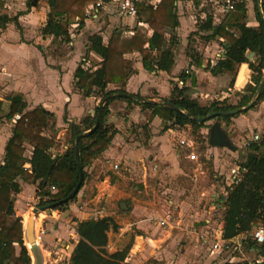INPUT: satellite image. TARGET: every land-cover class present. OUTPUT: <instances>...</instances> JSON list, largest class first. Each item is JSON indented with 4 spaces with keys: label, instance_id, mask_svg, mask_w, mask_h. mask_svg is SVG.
Returning a JSON list of instances; mask_svg holds the SVG:
<instances>
[{
    "label": "trees",
    "instance_id": "obj_1",
    "mask_svg": "<svg viewBox=\"0 0 264 264\" xmlns=\"http://www.w3.org/2000/svg\"><path fill=\"white\" fill-rule=\"evenodd\" d=\"M98 1L100 0H48L49 10L42 35L52 36L61 44H69L76 20H79L78 28H82L87 19L88 7ZM177 2L178 0H161L156 4L139 2L137 18L146 31L141 28L126 37L122 31L116 29L110 36L99 32L89 37L86 56L74 74V87L84 97H96L100 103L93 116L85 118L79 124H69L68 148L61 155L53 157L55 138L45 134L55 116L41 106L26 111L27 103L21 95L7 97L10 102L7 118L12 119L16 115H20V118L16 120L12 136L6 145L4 162L0 165V264H33L32 254L24 240L23 219L15 212V197L22 191L20 181L35 186V196L39 199L38 208L58 203L68 197L79 180L76 138L95 126L100 104L105 98L114 96L103 109L99 127L79 141V156L85 183L88 179L86 169L109 149L118 134L117 129L107 124L111 114L109 107L115 100L135 104L143 111L149 110L152 120H162L164 131L191 126L195 133L206 128V123L213 119L228 121L238 115H245L264 103V84L259 89L264 78V0H254L259 22L257 28L248 27L245 22V1L237 5L234 17L229 23L215 25L213 18L208 16L198 27L206 33L207 41L218 38L225 41L222 44L223 57L217 60L216 65L207 64L206 70L213 77L230 75L234 78L231 82L233 85L240 74L241 66L248 64L252 76L243 91L244 96L237 105L229 104L226 98L203 106L197 99L191 98L192 94L189 92L194 90L198 82L191 68L179 74L177 85L171 90L170 97L163 99L164 103H169L180 111L165 104L143 103L141 100L145 98L139 93L130 94L126 91L133 68V60L127 58L129 55L139 54L147 71L171 73L173 70L176 62L173 46L177 45L176 30L180 27L176 12ZM19 18L9 17L7 12L0 15V30L6 29L9 24H15L22 33ZM148 30L152 32L151 36H148ZM248 51L258 53L260 57L252 62L246 57ZM91 52L101 57L99 64L89 60ZM186 55L190 60V67H202L203 56L198 51L187 49ZM111 86L114 88L111 89ZM118 94H128L131 98H121ZM255 96L256 100L249 110L239 111L232 116L219 115L209 118L213 113L240 110L248 106ZM196 119L205 121L198 123ZM26 145L32 147L30 157L27 156ZM247 151L244 162L240 164L246 172L240 182L229 190L225 201L224 239H232L238 234L249 233L259 224L264 225V133L258 141L249 142ZM196 152L198 153V149ZM27 164L31 165L30 169L26 168ZM84 182L81 189L85 185ZM53 187L56 191H52ZM77 197L78 195L73 200ZM71 201L53 210L65 208ZM26 218L27 215L24 216L25 220ZM118 230L119 226L111 217L77 221L76 232L79 240L70 258V264H125L132 245L115 254H109L107 249L108 233H116ZM251 245L254 243L251 242Z\"/></svg>",
    "mask_w": 264,
    "mask_h": 264
},
{
    "label": "rangeland",
    "instance_id": "obj_2",
    "mask_svg": "<svg viewBox=\"0 0 264 264\" xmlns=\"http://www.w3.org/2000/svg\"><path fill=\"white\" fill-rule=\"evenodd\" d=\"M184 1H186V8L191 13H189V16L187 15L188 21L183 22V27L179 31L176 30L177 45L173 46L177 60L175 66L186 59L189 67L190 60L186 57L187 49H195L203 55V65L206 68L208 60L214 57L219 49L218 44L221 45V43L218 41H207L205 39L206 33L200 31L198 27L206 21L208 16L213 18V24L216 23V16L224 18L225 15H228L229 21H232L234 12L223 14L211 6L199 8V6H195L196 2L191 4V0ZM108 2H111L108 5L109 9H111V14L107 15L106 11L101 9L98 14L101 15L102 20L106 19L109 21L108 17H112L116 25L124 26L125 23H128V20L125 23L123 22V19H127V17L123 18L119 15L118 1L109 0ZM9 4V13L11 12L9 17H20L19 23L23 27L22 32H24L25 25H33L35 23L33 26L40 27L45 24L46 19L41 18L42 14L40 12L47 7L48 0H11ZM110 26H112L110 21L102 25V27H106L105 30L108 33L111 31ZM8 29H10L9 32L7 31ZM13 31H17V27L15 24H9L6 29L0 30V36L8 32L9 37H11ZM41 31L42 28L38 30L40 36ZM104 34L107 35L106 33ZM54 45L43 50L45 56H63V54L68 52L67 48L70 47L65 46L64 48L60 41H56ZM82 49L84 50L85 48ZM10 57L16 58L17 56L15 54L10 55L9 52L0 47V60L6 61ZM247 65H242L241 69L243 66L246 68ZM177 80L169 81L170 84L172 83L171 89H173L174 85H177ZM203 85L205 86L193 88L198 89L199 93L191 95V98L197 99L203 106L211 104L214 100L226 98L229 104L235 106L244 96V92L238 91L231 92L225 96L223 92L227 90L222 88V86H214V84L213 86H208L205 83ZM159 88L164 95L169 93V86L166 85L165 81L160 82ZM142 97L152 99L158 97V93L155 92L154 95ZM169 97L170 95L166 98H161V100ZM74 102L78 103V99L74 100ZM123 103H125V106H123ZM111 104L109 109L112 107L113 111H111L107 119V124L109 127L112 126L118 130V134L114 138L115 142L120 143L123 147H129L128 158L126 160L110 158L105 162L103 161V163H99L92 172L87 169L88 179L86 183L84 182V187L86 186V188L83 187L80 191L83 196L80 198L78 196L76 200L71 201L65 208L58 210L60 216L57 221L53 219L46 221L47 217L45 214L48 211L43 213L44 216L40 215L37 218V221H39L42 217L39 229L35 228V230L37 237H39V246L44 256V264H70V258L78 243L76 229L77 221H79L78 214L70 212L71 205L78 206V200L83 201V198L93 199L98 189L101 193V202L99 201L96 204L97 208H99L98 212L103 211V216H105V214H111L115 211L117 215L121 216L119 220L122 227L121 235L117 236L113 231L108 234L110 251H121L128 245H132L129 253L130 261H125V263L226 264L223 261L227 257L223 254L217 257L216 261L210 259V247L217 238L221 222L225 216V204L212 206L209 203H212L210 201L212 195L217 194L215 198L220 197L223 192L222 186L225 185L227 187V184L231 182L229 179L230 170L244 162L248 153L247 146L252 141L253 135H263L264 108L256 116L257 121H259L255 122L256 128H245V130L240 131L242 129L240 121L245 117L238 115L228 121L213 119L206 123V128L195 133L191 126L174 128L173 132L164 131L163 122H160L162 121L161 119L157 124H153L154 119L152 120L149 110L141 111L139 106L128 104L124 100H115L114 105L111 106ZM98 106L99 104L93 108L92 113H95ZM136 106L138 107L137 110H135ZM262 106H264V103L259 104L256 109ZM73 112L78 115V107H74ZM240 118L242 119L240 120ZM216 123H219L228 134L236 147L235 151L212 147L210 144V131ZM59 132H61V135L63 134V137L57 139L59 136L58 132L54 135L55 139L58 140V145L53 150L54 152H63L65 148L61 149V146L63 144L66 145L70 138L69 133H65L64 129ZM162 134H166V137L159 139ZM186 138L193 140L197 145L199 163L190 162L187 159V154L190 152H187L185 148L178 144V140ZM145 147H150L151 153H155L150 158H155L162 165L161 171L157 175H154L153 171H151V164L147 161L149 154H145ZM173 154H176L178 158L176 165H174V162H170ZM118 163H121V168L115 171L113 166ZM165 163L168 165L165 166ZM125 167H128L127 170ZM166 167L169 168V172H167ZM20 183L22 191L15 197V212L18 217L23 219L24 224V216L29 211L38 208L39 199L36 198L35 188L32 185L22 180ZM26 185H29V187ZM52 191H56V189H52ZM165 192L178 203L177 213L173 217L175 222L173 221L172 228L163 230L156 224L158 217L151 218L145 215L144 219L149 223H146V227L138 226L136 219L140 218L142 213H144L142 210L143 205L148 206L153 211L160 210L162 208V205H160L161 201L163 203L165 201L163 198ZM122 204L127 210L121 209ZM133 205L136 206L137 214L136 211L133 212ZM87 208L86 212L88 215L82 216L84 219H98L102 216V214L96 215L97 211L94 210L95 206L93 204ZM182 210L183 216L179 213ZM207 211H212V215H206ZM207 219L209 222H207ZM246 246L249 248L251 242H248Z\"/></svg>",
    "mask_w": 264,
    "mask_h": 264
},
{
    "label": "crops",
    "instance_id": "obj_3",
    "mask_svg": "<svg viewBox=\"0 0 264 264\" xmlns=\"http://www.w3.org/2000/svg\"><path fill=\"white\" fill-rule=\"evenodd\" d=\"M160 1L161 0H159V2ZM243 1H245L246 10H247V13H246L247 16L245 19L247 26L257 28L259 26V22L256 17L254 0H243ZM247 1H248V4H247ZM110 3L111 2H108L106 7L103 9L106 11L107 15L111 14V9H109V6H108ZM186 6H187L186 1L178 0L176 12L179 18L180 27L177 29V31H179V29L183 27L184 21L186 22L188 21L187 15L189 16V13H191L188 11V8H186ZM48 10H49V7L47 5L46 8H43V11L41 12L39 11L40 14H42V17H41L42 19L44 18L47 20ZM108 18H109V21L112 23V26H110L111 31H109V33L106 32L105 30L106 27H102V25H104L105 23H109V21H107L106 19L102 20V17L100 14L94 16L92 19H86L85 24L82 28L74 29L73 32L75 34H73L74 38H72L71 42L69 44H62L64 48L65 46H70L69 48H67L68 52L66 54H63V56L54 57L51 55L49 56L44 55L43 50H45L46 48L53 47L55 46L54 44H56L54 37L52 36L44 37L42 35V31H41V36H40L38 30H40V28H43L45 24H42L40 27L33 26L35 25V23H33V25H29V24L25 25L24 32L21 33L17 29V31L12 32L13 37L12 36L9 37L8 32L10 29H8L7 30L8 32L0 36L1 49L9 52L10 55L15 54L17 56L16 58L10 57L6 61L0 60V102H1V106H0V165L4 162V158L6 154V151H5L6 145L12 136L13 128L16 124V120H18L17 117L20 116V115H16L12 119L7 118V115L9 113V106H10V102L7 100L8 96L21 95L24 98V101L27 103L26 111H31L35 109L36 107L41 106L47 112L53 114L55 117L50 122V127L46 130L45 134L55 138L54 135L58 132L59 136L57 139H61L63 137V134L61 135L60 134L61 132L59 131L64 129L65 133H68L70 123L79 124L85 118L89 116H93L95 114L94 112L92 113V110L95 106H97V104H99V100L96 97H84L74 87V74H75V71L79 63L82 60H84V57L86 56L87 49H88L87 45L89 44L88 42L89 37L99 32H104L108 36H110L112 32L116 29L122 31L124 36L130 37L135 30H139L142 28L140 23L138 22V18L137 19L136 18L125 19L123 17L124 23L128 20V23H125L124 26H121L120 24L116 25L112 17H108ZM77 21L78 20H76V23L74 25L78 23ZM223 22L224 23L230 22L228 15H225L224 18L217 17L215 25H219ZM142 29H145V28H142ZM147 32H148V36H151L152 32L150 30H148ZM213 41H218L221 43V45L218 44L219 45V49L217 50L218 53L216 52L214 57L208 60V63H211L212 61H216V59H221L224 55V48L222 46V44L225 43L224 39L218 38ZM39 48H41V50ZM82 48H85V49L83 50ZM88 58L92 63H95V64H99L102 60L101 57L98 56L94 52H91ZM127 58L133 60V68L131 70V73L129 75V78L126 84V91L130 94L139 93L141 96L154 95L155 92L158 93V97H154L152 98V100H160L161 98H166L167 96H169L172 90L171 84L169 81L176 80L177 79L176 76L177 75L179 76V74L181 73V70L183 69H184L183 71H185L191 68V70L194 72L195 76L197 77V81H198L197 86H205L203 85V83L207 84L208 86H213V84L214 86H219V85L222 86V88L227 90L226 92H223L225 96L235 91L243 92L247 84L250 82V79L252 76V72L249 69L248 65L246 66V68L245 66H243L244 69L243 67L242 69H240V74L235 79L234 84L232 85L231 82L234 79L232 76L222 75L219 77H213L211 73L206 70L204 65H202L201 68H196L194 66L190 67V64H189V67H188V61L186 59H184V62L182 61L177 66H174L171 73H166V72L156 73V72L147 71L144 68L142 64V58L140 57L139 54L136 53L133 55H129L127 56ZM256 59H257V56L255 54V56L253 57L251 61L255 62ZM176 63H177V60H176ZM186 67L188 68L185 69ZM162 81H165L166 85L169 86V89H168L169 93L166 95H164L163 92L159 88L160 82ZM113 88L114 87L111 86V89ZM197 93H199V90ZM222 98H226V97H222ZM76 99H78V103L74 102V100ZM113 103L111 104V106L114 105ZM123 106H125V103H123ZM74 107H78V115L74 114L73 112ZM111 108L110 110L113 111ZM263 108L264 106L258 109L255 108L251 110L250 112H248L247 114L242 115V117L244 116L245 118L242 121H240V125L242 124V126H240L242 127L240 131L245 130V128H250V129L256 128L255 122H259L257 121L256 116L259 113H261V110H263ZM137 109L138 107L136 106L135 110ZM140 109L141 111H143L141 107ZM65 118H67V120H65ZM241 119L242 118H240V120ZM159 120H160L159 118H155L153 124H157ZM234 122H236V120H234ZM169 131L173 132V130H169ZM167 134L169 135V133ZM160 137L159 139H163L164 137H166V134H162ZM57 139H55V148L58 145ZM116 144L118 143L115 142V140L113 139L112 144L110 145L109 149L106 152H104L101 156H99L94 161V163L87 169H89L92 172L99 163H103V161L105 162L107 159H110V158L112 159L118 158V159L126 160L128 158L129 147H123L121 146L120 143L118 144V146H116ZM232 145L234 146L235 149L234 150L230 149V150L235 151L236 147L233 143ZM212 147H215V146H212ZM26 148H27V156L30 157L32 154V147L29 145H26ZM63 148H65L66 150L68 148V144L66 145L63 144L61 146V149ZM215 148H221V147H215ZM226 149H229V148H226ZM63 152L53 151V157L61 155ZM144 152L145 154H149V156H147L148 158L147 161L149 164H151L150 165L151 167L152 165H155V164L159 165L158 171L152 172L154 175H157L158 173H160L162 165L159 164L155 158L154 159L150 158L151 155H155V153H151L152 151L150 147H145ZM140 157H141V152H140ZM177 161H178V158L176 154H173L170 159V162H174V165H176ZM118 164L121 165V163H118ZM167 165L168 164L165 163V166ZM30 167H31L30 164L26 165V168L30 169ZM127 168L128 167H125L126 170ZM166 170L167 172H169L168 167H166ZM26 186L29 187V185H26ZM32 186L35 188L34 185ZM84 188H86V186ZM167 192H165V194L163 195V198L165 199V201L164 203L163 201H161L162 203L160 205H162V208H160V210L153 211L148 206L143 205L142 207V210L144 211V213H142L143 216L141 215L140 218L136 219V224H138V226L146 227V223H149L148 221L144 219V215L151 217V218L153 217L160 218V217H164L170 214L172 218L174 217L175 213H177L178 203L172 197H169L168 196L169 194ZM78 196L80 198L81 196H83V193L81 192ZM100 196H101V193H100V190L98 189L96 190V196L93 199L88 200V199L83 198L85 201L78 200V206L72 204L70 212L74 214L77 213L79 221H84L86 219H84L82 216L88 215L86 212L88 210L87 207L93 204L95 206L94 210L97 211L96 215L102 214L100 218L111 217L115 220V222L119 226V230L115 234L117 236H120L122 227L120 225L119 220L121 219V216L117 215L115 211L112 212L111 214H105V216H103V211L98 212L99 208H97L96 204L99 201L101 202ZM216 196L217 194L211 196L212 199L210 201L212 203H209L210 205L219 206L220 204H225L223 192L221 193L220 197L218 196L217 198H215ZM121 209L127 210L126 208L123 207V204L121 205ZM132 209H134L133 212H135L136 206L133 205ZM47 213L45 214V216L47 217L46 221L49 219H53L57 221L58 217L60 216L59 215L60 212L58 210H50ZM179 213L180 215L183 216V210L179 211ZM212 213H213L212 211L210 212L207 211L205 214L212 215ZM136 214H137V211H136ZM225 214H226V211H225ZM224 218L221 222L222 224L220 226L217 237L220 234H223ZM41 219L39 221L36 220L35 228L39 229ZM173 221L175 222L174 218H173ZM207 222H209L208 219H207ZM78 240H79V237H78ZM37 242L38 244H40L39 237H37ZM107 249H108L109 254H115L116 252H118L117 250L110 251L109 242H108ZM261 254L262 252L259 247L255 245H251L248 248L246 246V249L244 251V256L239 255V254L235 255V254L223 253V255L227 257V259L223 262L226 264H247L248 262H255ZM130 255L132 256V254ZM220 255L222 254H217V253L214 254L210 252V259L211 260L213 259L214 261H216L217 257H219ZM128 257L126 259L127 262L130 261V257L129 258Z\"/></svg>",
    "mask_w": 264,
    "mask_h": 264
},
{
    "label": "built area",
    "instance_id": "obj_4",
    "mask_svg": "<svg viewBox=\"0 0 264 264\" xmlns=\"http://www.w3.org/2000/svg\"><path fill=\"white\" fill-rule=\"evenodd\" d=\"M109 0H100L97 4L91 5L88 7L86 11L87 19H92L94 16L98 15L101 9H104L108 4ZM118 1V11L122 17L127 18H137L138 17V7L137 4L139 2H147L151 4H156L159 0H117ZM11 0H0V15L7 12L9 14ZM196 2L195 6H199V8H205L206 6H211L213 9L219 10L223 14L235 12L237 9V5L242 2V0H191V4ZM218 16H216L217 18ZM78 23L73 26V29H78ZM74 32H72V38H74ZM216 61H212L211 63L216 65ZM18 119L20 116L17 117ZM260 136L255 135L252 141H258ZM178 144L189 150L190 153L187 155V159L193 163H199L200 158L199 154L196 152L197 145L191 139H180L178 140ZM31 168V167H30ZM121 165H114L113 169L115 171L120 170ZM28 169V168H27ZM159 169V165H152V171L157 172ZM246 172L245 168L240 167L239 165L234 166L230 170L229 179L230 183L222 186L223 188V196L224 201L227 200L229 190L232 189V186L239 183L241 178L244 176ZM55 190V188H52ZM173 218L168 214L167 216L160 217L157 219L156 224L159 228L166 230L167 228H172ZM251 241L255 246L259 247L262 254L255 262H248L247 264H264V225L259 224L249 233L238 234L232 239H224L223 234H220L212 243L210 247V252L217 254H239L244 256V251L246 249L247 243ZM206 242V240H205Z\"/></svg>",
    "mask_w": 264,
    "mask_h": 264
},
{
    "label": "water",
    "instance_id": "obj_5",
    "mask_svg": "<svg viewBox=\"0 0 264 264\" xmlns=\"http://www.w3.org/2000/svg\"><path fill=\"white\" fill-rule=\"evenodd\" d=\"M255 54H256L257 58L260 57V55L258 53H254V52H250V51L247 52L246 57L248 60L251 61L253 59V57L255 56ZM263 84H264V78H263L262 83L259 86V89L262 87ZM197 92H198V90L194 89V90L190 91L189 94H195ZM117 96L121 97V98H131V96L128 94H118ZM113 97L114 96H109L101 102L95 126L90 131H87L86 133H84V134H82L76 138V161H77V165H78V169H79V180H78L77 185L75 186V188L71 192V194L58 203H54L51 205H47L44 207H39V208L33 209L27 214V218L23 224L24 225L23 226L24 240L27 244L31 245L30 250L32 253V258L34 260V264H44V256H43L42 251L40 249V246L37 242V235H36V230H35L36 220L41 214H43L47 211L53 210L54 208H56L57 206H59L61 204L68 203L69 201L73 200L79 194L81 186L84 182V173H83V170L81 168L80 156H79V141L82 137L93 133L99 127L103 109H104L105 105L111 99H113ZM256 97L257 96H255L253 101L248 106H246L245 108H241L240 110H235V111L223 112V113H213L209 116V118H214V117L219 116V115H221V116H232V115L239 113V111L249 110L251 108L253 102L256 100ZM141 102H143V103L148 102V103H152V104H165V105L173 108L176 111H180L177 107H175L169 103H164V101L161 99L160 100L142 99ZM187 116L191 117L190 114H187ZM196 121L198 123H202L205 121V119H196ZM210 144L212 146H215V147L229 148L232 150L235 149L234 146L232 145L230 138L225 133V131L222 130L219 123L213 125L211 128Z\"/></svg>",
    "mask_w": 264,
    "mask_h": 264
},
{
    "label": "bare ground",
    "instance_id": "obj_6",
    "mask_svg": "<svg viewBox=\"0 0 264 264\" xmlns=\"http://www.w3.org/2000/svg\"><path fill=\"white\" fill-rule=\"evenodd\" d=\"M26 245H27L28 249L30 250L31 249V245H30V247H29V244L26 243ZM30 253H31V250H30Z\"/></svg>",
    "mask_w": 264,
    "mask_h": 264
}]
</instances>
